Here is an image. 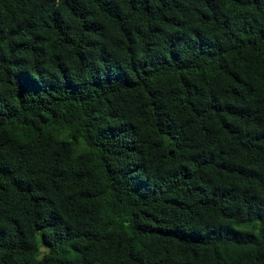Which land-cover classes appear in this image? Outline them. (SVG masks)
Instances as JSON below:
<instances>
[{"label": "trees", "instance_id": "trees-1", "mask_svg": "<svg viewBox=\"0 0 264 264\" xmlns=\"http://www.w3.org/2000/svg\"><path fill=\"white\" fill-rule=\"evenodd\" d=\"M0 264H264V0H0Z\"/></svg>", "mask_w": 264, "mask_h": 264}]
</instances>
